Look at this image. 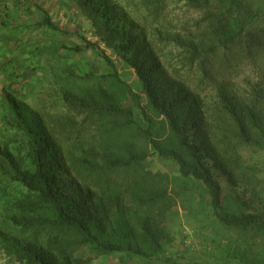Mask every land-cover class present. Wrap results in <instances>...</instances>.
I'll use <instances>...</instances> for the list:
<instances>
[{"label":"trees","instance_id":"16d2710c","mask_svg":"<svg viewBox=\"0 0 264 264\" xmlns=\"http://www.w3.org/2000/svg\"><path fill=\"white\" fill-rule=\"evenodd\" d=\"M82 5L97 19L93 27L99 20L115 39L139 91L100 49L106 40L83 37L46 50L53 58L92 51L110 70H62L61 120L48 125L42 111L3 90L7 124L24 145L0 148V250L7 261L82 264L78 254L178 264L168 254L167 221L185 192L173 189L170 174L146 167L156 157L200 185L215 224L229 234L230 251L213 263L264 264V0ZM33 28L65 33L45 12ZM215 172L248 199L223 194Z\"/></svg>","mask_w":264,"mask_h":264},{"label":"rangeland","instance_id":"374dc122","mask_svg":"<svg viewBox=\"0 0 264 264\" xmlns=\"http://www.w3.org/2000/svg\"><path fill=\"white\" fill-rule=\"evenodd\" d=\"M28 3L32 6L31 10L35 11L30 15L32 22L38 17L41 18L45 12L54 25L65 32L50 37L51 31L45 30L47 33L43 35L45 38H52L54 42L67 47L78 45L79 37L90 41H98L100 38L106 40L105 44L99 43L100 49L114 62L119 76L131 86L134 92L139 91L134 74L116 56L115 39L110 36L105 24L99 20L98 27H93L92 23L97 19L82 5L83 0H29ZM170 10L171 15L179 14L176 8ZM18 48L20 51H17ZM18 48L12 51L9 61H4L7 67L2 65L0 68V148L8 147L10 150L16 147L21 150L20 146L24 147V145L7 124L9 116L2 103L3 90L13 93L19 100L26 103L27 107L42 111L48 125H53L54 120L57 122L58 119H62L65 111L60 94L61 84L58 80L62 70L71 68L74 74L106 73L110 70L101 56L92 51L72 57H62L63 52H59L58 55L61 58H58V55L53 58V55L51 56L48 52L51 47ZM58 48L56 47V51ZM238 86L241 89L246 86L244 77L238 81ZM203 99L208 103L212 99L211 94H204ZM20 155H23V152H20ZM146 167L151 171L170 174L175 178L173 189L185 192L184 200L180 199L168 216L167 227L172 239L168 245V254L177 257L178 264H215L212 262L213 258L222 259L224 254L230 251L226 248L225 242L229 234L215 224L208 197L200 185L189 180L183 181L178 174L177 166L168 160L150 157ZM214 174L221 185L223 194L248 199L240 186H232L221 173ZM1 218L5 216H2L0 212ZM74 257H78L82 264H120L117 257L97 258L78 254ZM0 264H12L7 261L1 250ZM135 264L165 263L139 259Z\"/></svg>","mask_w":264,"mask_h":264},{"label":"crops","instance_id":"0c3cea01","mask_svg":"<svg viewBox=\"0 0 264 264\" xmlns=\"http://www.w3.org/2000/svg\"><path fill=\"white\" fill-rule=\"evenodd\" d=\"M29 0H0V68L4 61L11 57L12 51L18 47H62V44L45 38L46 28H33L41 18L32 22L30 15L33 14ZM42 17V16H41ZM43 30V31H42ZM53 37L54 32H50ZM40 42V43H38ZM17 47V48H12ZM17 51H20L18 48ZM7 67V64L4 65ZM7 71V70H6ZM5 71V73H6ZM5 78V77H4Z\"/></svg>","mask_w":264,"mask_h":264}]
</instances>
